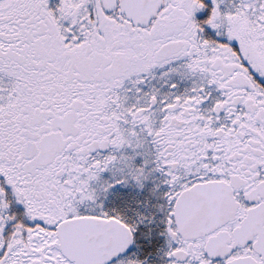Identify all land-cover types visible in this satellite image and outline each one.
<instances>
[{"label": "snow or ice", "instance_id": "6c2138e0", "mask_svg": "<svg viewBox=\"0 0 264 264\" xmlns=\"http://www.w3.org/2000/svg\"><path fill=\"white\" fill-rule=\"evenodd\" d=\"M0 264H264V0H0Z\"/></svg>", "mask_w": 264, "mask_h": 264}]
</instances>
